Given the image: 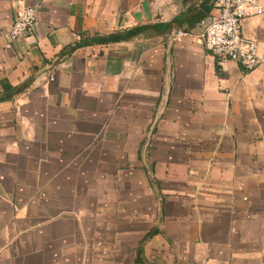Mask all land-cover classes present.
<instances>
[{
    "label": "crops",
    "instance_id": "obj_1",
    "mask_svg": "<svg viewBox=\"0 0 264 264\" xmlns=\"http://www.w3.org/2000/svg\"><path fill=\"white\" fill-rule=\"evenodd\" d=\"M212 11L0 0V264H264V65L204 49L189 22ZM142 24L162 31L72 48ZM241 31L264 54V15Z\"/></svg>",
    "mask_w": 264,
    "mask_h": 264
},
{
    "label": "built area",
    "instance_id": "obj_2",
    "mask_svg": "<svg viewBox=\"0 0 264 264\" xmlns=\"http://www.w3.org/2000/svg\"><path fill=\"white\" fill-rule=\"evenodd\" d=\"M261 15H264V0H213V11L201 18L189 33H194L204 49L221 61L232 60L246 68H255L264 65V54L255 39L242 33L241 26L246 18ZM36 21L33 5L18 7L4 35V47L9 48L21 37L31 34ZM183 34L186 32H176V36Z\"/></svg>",
    "mask_w": 264,
    "mask_h": 264
},
{
    "label": "trees",
    "instance_id": "obj_3",
    "mask_svg": "<svg viewBox=\"0 0 264 264\" xmlns=\"http://www.w3.org/2000/svg\"><path fill=\"white\" fill-rule=\"evenodd\" d=\"M206 14L201 13L197 15L194 20L189 22V26L195 25L201 18H203ZM154 29L156 31H162L161 28H159L156 24H142V25H137L133 28H130L128 30H123V31H116L114 33L108 34V35H95L89 40H80L77 41L72 48L79 47L81 45H86V44H94V43H107V42H112V41H117V40H122V39H127L133 35H137L138 33H142L147 29ZM18 91V87H9L7 88V92L4 94L0 95V100L10 98L14 93ZM157 232V230L153 229L147 232V234L144 236V239L148 238L152 234Z\"/></svg>",
    "mask_w": 264,
    "mask_h": 264
},
{
    "label": "water",
    "instance_id": "obj_4",
    "mask_svg": "<svg viewBox=\"0 0 264 264\" xmlns=\"http://www.w3.org/2000/svg\"><path fill=\"white\" fill-rule=\"evenodd\" d=\"M147 5V2H142V4H141V6H142V10L144 11V7ZM144 13H145V11H144Z\"/></svg>",
    "mask_w": 264,
    "mask_h": 264
}]
</instances>
